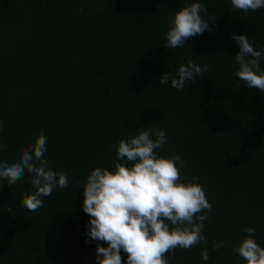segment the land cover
<instances>
[{
	"label": "trees",
	"instance_id": "obj_1",
	"mask_svg": "<svg viewBox=\"0 0 264 264\" xmlns=\"http://www.w3.org/2000/svg\"><path fill=\"white\" fill-rule=\"evenodd\" d=\"M194 2L216 18L214 30L165 48L175 12ZM233 34L264 47V8L245 13L231 0H0V145H7L0 162L19 159L42 132L49 167L69 180L35 212L23 205L35 191L27 172L12 185L0 181V264H97L83 185L96 167L114 171L119 141L147 129L165 131L157 155L179 156L180 182L202 185L212 205L207 243L176 248L169 264H246L233 251L246 227L264 247V92L235 75ZM189 60L210 71L181 90L171 78L159 83ZM259 63L264 69V58Z\"/></svg>",
	"mask_w": 264,
	"mask_h": 264
},
{
	"label": "clouds",
	"instance_id": "obj_2",
	"mask_svg": "<svg viewBox=\"0 0 264 264\" xmlns=\"http://www.w3.org/2000/svg\"><path fill=\"white\" fill-rule=\"evenodd\" d=\"M231 4L245 13L264 8V0H231ZM215 19L207 16V9L199 2L181 8L166 33L165 48L181 47L196 35L213 31L209 22ZM231 38L240 48L235 55V75L249 88L264 92V69L259 63L264 58V47L255 50L246 35L233 34ZM208 71L210 65L202 67L189 60L179 66L175 76L165 72L158 81L167 84L171 78V86L181 90L187 81L195 82L197 76ZM47 139L41 132L34 143L22 150L19 159L0 162V181L12 185L26 172L29 175L35 191L24 197L23 205L30 212L43 206L41 197L50 196L55 188H66L69 183L65 173L49 167L45 158ZM166 143L164 130L136 132L119 141L114 171L96 167L87 176L82 209L90 218L87 235L98 241L97 264H124L121 252L127 254L126 264H169L166 256L174 254L176 248L187 250L207 243L203 228L212 205L206 190L197 183L180 182L184 161L179 156L168 159L157 155L156 150ZM6 148L7 145H0V150ZM6 210L12 212L11 207ZM243 231L248 237L233 251L246 264H264V247L252 238L255 229L246 227ZM222 246V241L214 243L213 250ZM201 258H210L207 250Z\"/></svg>",
	"mask_w": 264,
	"mask_h": 264
}]
</instances>
